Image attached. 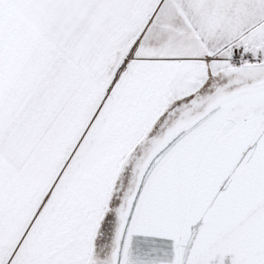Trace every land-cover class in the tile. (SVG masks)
<instances>
[{
	"label": "snow or ice",
	"instance_id": "obj_1",
	"mask_svg": "<svg viewBox=\"0 0 264 264\" xmlns=\"http://www.w3.org/2000/svg\"><path fill=\"white\" fill-rule=\"evenodd\" d=\"M0 264H264V0H0Z\"/></svg>",
	"mask_w": 264,
	"mask_h": 264
}]
</instances>
